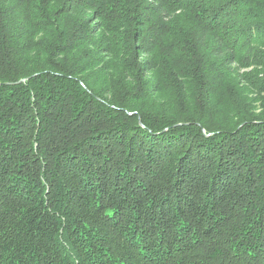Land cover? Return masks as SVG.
Returning a JSON list of instances; mask_svg holds the SVG:
<instances>
[{
	"label": "trees",
	"instance_id": "16d2710c",
	"mask_svg": "<svg viewBox=\"0 0 264 264\" xmlns=\"http://www.w3.org/2000/svg\"><path fill=\"white\" fill-rule=\"evenodd\" d=\"M0 264H264V0H0Z\"/></svg>",
	"mask_w": 264,
	"mask_h": 264
},
{
	"label": "water",
	"instance_id": "95a60500",
	"mask_svg": "<svg viewBox=\"0 0 264 264\" xmlns=\"http://www.w3.org/2000/svg\"><path fill=\"white\" fill-rule=\"evenodd\" d=\"M140 124L142 125V122L140 121Z\"/></svg>",
	"mask_w": 264,
	"mask_h": 264
},
{
	"label": "rangeland",
	"instance_id": "374dc122",
	"mask_svg": "<svg viewBox=\"0 0 264 264\" xmlns=\"http://www.w3.org/2000/svg\"><path fill=\"white\" fill-rule=\"evenodd\" d=\"M100 100V99H99ZM101 101V100H100Z\"/></svg>",
	"mask_w": 264,
	"mask_h": 264
}]
</instances>
